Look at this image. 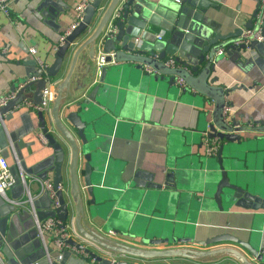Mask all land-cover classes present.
<instances>
[{
	"label": "crops",
	"instance_id": "obj_1",
	"mask_svg": "<svg viewBox=\"0 0 264 264\" xmlns=\"http://www.w3.org/2000/svg\"><path fill=\"white\" fill-rule=\"evenodd\" d=\"M78 1H8V14L0 13V97L9 93L12 87H15L14 91L21 88L20 80L31 81L28 77L36 72V59L46 67L50 65L60 35L74 22L73 8ZM109 1L102 0L99 15L93 16L89 29L66 51L56 78L47 79L45 85L54 88L63 79L72 53L93 31ZM142 1L146 5L143 7L146 17L139 21L147 28L133 30L142 37V47L178 55L188 66L196 64L200 47L215 30L225 35L241 27L257 7V0H195L192 8L182 6L175 27L170 29L168 19L180 0ZM149 8L156 9L159 15H154ZM30 47L35 50L33 54L28 51ZM83 55L84 52L78 55L72 74L81 69ZM212 65L213 71L205 76L206 90H201L189 81V77H195L194 73L187 75L188 81L179 87L155 80L153 72L147 74L143 69L135 68L133 63L117 64L116 82L107 86V95L101 108H97V143L90 150L91 163L95 167L91 170L92 195L84 194L83 197L81 229L97 233L111 242L136 247L149 238L171 240L175 236L190 239V244H194L227 233L240 241L250 242L264 254V207L261 203L245 199L237 205L227 204L223 211L215 210L213 203L202 209V203L197 201L200 194L186 186L179 188V193L170 200L162 190L137 188L132 183L133 175L138 171L141 178L151 176L153 182L162 183L164 175L179 159L196 160L195 157L203 154V132L212 122L213 115L219 113L222 100L231 107L227 117L242 124L247 120L264 121V40L257 42L254 49L229 50L223 55H215ZM34 91L35 84H32L24 92L25 99L32 100ZM69 99H62V105ZM66 105L65 112L76 109L74 102ZM43 116L50 126L49 113L44 112ZM38 132L35 112L21 106L0 117V143L4 138L8 142L0 149V156L11 172L22 173L32 198V206L11 202H21L24 198L20 183L8 188L5 196H0V264H96L85 253L69 245L58 244L59 247L51 233H43V240L37 237L32 213L40 221L57 219L49 193L41 190V181L52 185L54 173L50 163L51 149L36 137ZM241 134L248 141L243 147L247 152H256L258 143L264 145V139L253 140L264 137L262 133L245 131ZM243 150L234 152L235 165H241L239 160ZM184 152H187L186 156L181 157ZM250 168L244 171L249 174L263 171L260 164L257 169ZM58 184L62 187L64 201L68 202V176L64 169ZM73 217L69 206L65 221L68 233L75 231ZM177 224L184 227L183 231L172 229ZM108 231L115 232L118 238L106 236ZM70 238L102 257H114L79 234ZM180 243L176 242L175 246H182ZM222 247L238 249L245 254L231 242L188 248L206 251ZM145 248L152 247L147 245ZM55 251L61 255L55 256L59 261L51 257ZM117 259L140 264H233L222 255L192 261L139 259L124 255H118Z\"/></svg>",
	"mask_w": 264,
	"mask_h": 264
},
{
	"label": "water",
	"instance_id": "obj_2",
	"mask_svg": "<svg viewBox=\"0 0 264 264\" xmlns=\"http://www.w3.org/2000/svg\"><path fill=\"white\" fill-rule=\"evenodd\" d=\"M194 1L180 0L177 3V6L173 8V15L168 19L170 29L175 27L182 6L185 4L192 8ZM101 2L102 0H91L83 10L81 20L65 36L63 43L57 45L53 52V60L46 67L42 78L28 82H25V79L20 80L23 86L15 92L13 99L0 107V117L10 112L13 106L25 99L24 92L32 84H35L32 101H39L40 90L45 86L47 79L52 80L58 75L66 51L81 34L89 29L93 16L99 15ZM143 7H146V5L142 0H110L101 13L93 31L72 53L65 76L53 88L54 96L49 107L50 126L46 123L43 112H35L38 128L43 133L47 146L51 149L50 163L54 173L52 187L58 204L54 209V213L61 222L59 227H64L68 207L71 206L74 214L73 225L77 234L99 249L114 254V257L124 255L139 259L160 258L192 261L222 255L224 258L231 260L233 264H264V254L259 252L256 246L248 241H240L227 233L216 234L203 241H196L194 244L200 246L231 242L245 251L244 255L238 249L231 247L206 251L181 246L176 247V242L190 244L191 240L178 239L175 236H172L171 240L167 238H149L140 243L139 246L142 247H136L111 242L103 239L97 233L81 229L84 218L83 197L84 194L87 196L92 195L91 170L95 167L91 163L93 159L90 150L97 143L95 139V124L99 117L97 108L102 106L101 103L107 95V86L116 82L117 64L119 62H130L133 63L135 68L139 69L148 66L154 72L153 77L155 80L166 81L168 85L175 84L176 77L181 78L184 83L185 80L188 81L187 75L194 73L196 74L195 77H189V81L196 84L199 89L206 90L204 87L205 76L213 71L212 59L216 55L217 49L223 48L224 53H228L229 50L254 49L257 44L256 41H251L247 45L239 44L236 46L233 44L235 38L241 34L242 29L259 30L260 34L264 36V17L261 21H258L256 7L241 27L235 28L225 35H220L219 31L215 30L214 35L206 41L205 45L200 47L196 55V64L188 66L178 55H166L165 51L157 52L142 47V37H140V34L134 33L133 30L143 31L147 28L142 21H139L141 17H146ZM149 9L152 10L154 15H159L156 9ZM190 12L191 10L188 11L187 16ZM98 51L104 57L103 65L97 73L93 70V63ZM82 52L85 55H83L80 64L81 69L72 74L76 59ZM168 56L174 58L175 63L178 65L177 68H167L162 64V61ZM35 76L37 74L34 72L28 78L30 80ZM14 88L12 87L10 91L13 92ZM65 98H70L66 104L75 103L76 109L74 111L65 112V106L67 107V105H62L63 102L61 101ZM223 104L224 100L219 105V113L213 115L212 122L207 124L203 132L207 138L217 140V147L213 154H200L195 157L196 160L179 159L172 170L164 175L162 183L153 182L151 176L143 179L138 171L133 175V185L137 188L145 186L150 189L162 190L163 194L170 200L179 193V188L186 186L185 188L190 191L194 190V192L200 194V196H197V201H199V204L202 203V209H206L209 203H213L215 210L223 211L227 204L237 205L238 202L245 199L261 203L264 207V145L258 143L256 152H247L243 150V147L248 144V141H245L241 134L245 131L264 134V121L247 120L242 124L235 121L231 116L224 119L222 115ZM227 105L229 106L228 103ZM4 118L6 119V116ZM256 139L263 140L264 137H254L253 140ZM7 144L8 142L4 138V141L0 143V149ZM238 149L243 150L239 160L241 165H235L236 163L233 161L235 158L234 152H237ZM186 154L187 152H184L181 157L186 156ZM193 161L194 163H192ZM259 164L262 166L263 171L249 174L250 167L254 169ZM62 169L65 170L68 176V195L70 198L68 202L64 201L62 191L56 188L57 184L61 182ZM245 169L248 171H244ZM194 207L199 209V206L195 205ZM183 228L182 225L177 224L172 229L181 232ZM63 242L76 251H82L96 264H140L118 259L111 261L109 256L102 257L71 238L65 239ZM147 245L152 248H145ZM163 245L168 246L161 248ZM65 253L69 254L67 251ZM55 256H61L59 251L51 254V257L56 260Z\"/></svg>",
	"mask_w": 264,
	"mask_h": 264
},
{
	"label": "built area",
	"instance_id": "obj_3",
	"mask_svg": "<svg viewBox=\"0 0 264 264\" xmlns=\"http://www.w3.org/2000/svg\"><path fill=\"white\" fill-rule=\"evenodd\" d=\"M8 1L9 0H0V13H3L5 15L8 14ZM91 0H79L73 10H74V22L73 24L70 26L69 30H67L66 32H64L63 34L60 35L59 37V45L63 43V40L65 38V36L69 33L70 30H72L77 24L78 22L81 20L82 14H83V10L89 5ZM256 15H257V19L258 21H261L262 17H264V0H257V11H256ZM157 38L160 39V35H157ZM264 40V36H262L259 32V30L254 31L253 29H242L241 34L235 38V40L233 41L234 45H247L248 43H250L251 41H256V42H262ZM139 41V39H138ZM29 53L33 54L34 53V48L30 47L29 48ZM216 55H223L224 54V49L223 48H219L217 49ZM103 54L98 51L95 57V62H94V71L98 73L100 67L103 65ZM162 64L167 67V68H177L178 65L175 63L174 58L171 56L165 57V59L162 61ZM46 66L38 59H36V72L35 74H37V76L31 78V80H36V79H40L44 76V72H45ZM143 70L147 73H151L153 72L151 70V68H149L148 66H144ZM154 73V72H153ZM175 84H177L179 87L183 86L184 83L182 81L181 78L176 77L175 78ZM15 92L16 91H9V93H7L6 95H3L0 97V107L5 105L10 99H13L15 96ZM53 96H54V91L53 88L50 85H45L41 90H40V98L39 101L34 102L32 100L29 99H23L19 102V104L13 106V108L16 107H23L29 111H33V112H47L49 113V107L51 105V102L53 100ZM231 107H229L227 105V103H224L222 106V115L224 119H227L229 116V110ZM36 137L43 143H46L45 138L43 133L39 130L38 133H36ZM202 144H203V150L204 153L207 155H211L215 152L216 147H217V140L216 139H209L207 138L204 134L202 137ZM17 166H18V161L16 160ZM20 183L23 187V195L24 198L21 202L18 201H11L12 203H24L27 206H32V198L29 195L27 186H26V181L22 175V173L19 171L17 174L13 173L10 171L5 159L0 156V196H5V191L10 188L11 186H13L15 183ZM41 190H46L49 193V196L51 197L52 201H53V205L54 207H57V201L55 200L54 197V189L52 187V185L47 182V181H41ZM57 189L61 190V185L57 184ZM32 217L34 219V224H35V228L37 231V237L41 240H43V233H51L52 235H55L53 238L55 239V241L57 242V245H65V243L63 242V240L68 239L72 236H76L77 233H75V231L72 230V233H68L67 231V227L68 224L64 223V227L60 228V221L55 219V218H47L45 220H38L35 216L34 213H32ZM59 232V234H57ZM113 239L118 238L117 234L113 231H108L107 235ZM61 239V240H59ZM58 245V246H59ZM168 245H163L161 248H166ZM180 246V245H178ZM198 247L197 245L194 244H188V243H183V245L181 247ZM60 247V246H59ZM111 261H114L117 259V257H110Z\"/></svg>",
	"mask_w": 264,
	"mask_h": 264
}]
</instances>
